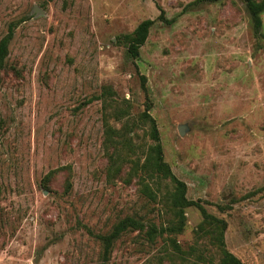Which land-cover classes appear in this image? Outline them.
<instances>
[{"label":"rangeland","instance_id":"1","mask_svg":"<svg viewBox=\"0 0 264 264\" xmlns=\"http://www.w3.org/2000/svg\"><path fill=\"white\" fill-rule=\"evenodd\" d=\"M144 20L133 60L121 37ZM261 20L256 35L242 0H0V40L14 26L0 72V264H102L97 236L123 218L168 225L172 183L146 180L150 198L130 176L152 145L145 112L186 198L226 222V250L264 264ZM185 216L171 236L183 256L166 235L128 231L105 264H219L200 210Z\"/></svg>","mask_w":264,"mask_h":264},{"label":"trees","instance_id":"2","mask_svg":"<svg viewBox=\"0 0 264 264\" xmlns=\"http://www.w3.org/2000/svg\"><path fill=\"white\" fill-rule=\"evenodd\" d=\"M242 2L245 4L252 21L254 33L256 35L260 34L262 27L261 14L264 12V0H242ZM157 20L165 21L162 12H160ZM154 22V20H144L131 34L121 37V42L125 45L129 58L135 60L139 57V51L145 44ZM13 33L14 26H10L6 35L0 40V72L6 68L5 60L8 56V47L13 38ZM146 111H148V109H146ZM143 120L149 123L148 135L152 141V145L148 147L141 164L138 163V161L132 162L130 176L138 178L139 183L142 185V192L150 198H154L155 195L146 180L169 181L172 183V190H169L167 193L172 220L166 227H157L154 224L140 221L134 217L123 218L114 225L110 233L97 236L102 246V264L109 261L115 241L128 231L142 233L149 244H154L158 237L166 235L170 246L177 254L183 256L184 251L171 236L180 234L183 231L186 223L185 209L190 206H195L200 210L202 222L199 225L197 234L206 236L210 244L219 250V264H243L225 248L224 233L226 230V222L210 215L197 202L190 201L186 198L185 183L172 174L170 167L163 159L160 137L155 121L147 112L143 114ZM105 134L110 140L111 136L116 134V131L106 125ZM54 172L55 171L50 172L44 178V183L47 182ZM45 188L48 189L46 185Z\"/></svg>","mask_w":264,"mask_h":264},{"label":"water","instance_id":"3","mask_svg":"<svg viewBox=\"0 0 264 264\" xmlns=\"http://www.w3.org/2000/svg\"><path fill=\"white\" fill-rule=\"evenodd\" d=\"M178 132L180 135H184V133L186 132V125H179Z\"/></svg>","mask_w":264,"mask_h":264}]
</instances>
